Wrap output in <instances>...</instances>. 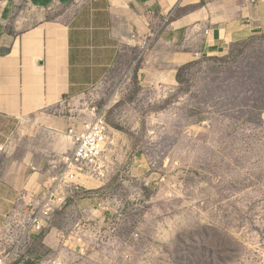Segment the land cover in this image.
<instances>
[{
	"label": "rangeland",
	"instance_id": "rangeland-1",
	"mask_svg": "<svg viewBox=\"0 0 264 264\" xmlns=\"http://www.w3.org/2000/svg\"><path fill=\"white\" fill-rule=\"evenodd\" d=\"M138 56L45 111L0 115V264H264V35L166 91L140 84ZM97 114L104 173L71 182L67 128ZM49 191L62 203L45 217Z\"/></svg>",
	"mask_w": 264,
	"mask_h": 264
},
{
	"label": "crops",
	"instance_id": "crops-1",
	"mask_svg": "<svg viewBox=\"0 0 264 264\" xmlns=\"http://www.w3.org/2000/svg\"><path fill=\"white\" fill-rule=\"evenodd\" d=\"M261 35L264 0H0V115L79 94L125 48L140 84L166 91L181 67Z\"/></svg>",
	"mask_w": 264,
	"mask_h": 264
},
{
	"label": "built area",
	"instance_id": "built-area-1",
	"mask_svg": "<svg viewBox=\"0 0 264 264\" xmlns=\"http://www.w3.org/2000/svg\"><path fill=\"white\" fill-rule=\"evenodd\" d=\"M73 146L70 156L66 158L67 171L63 178L74 182L77 175L83 179L99 180L104 173L102 154L112 143L110 140L109 126L101 115H93L80 127L70 126L66 131ZM50 192V191H49ZM46 195L42 211L48 217L52 206L62 203V198L52 192ZM40 227V224H37Z\"/></svg>",
	"mask_w": 264,
	"mask_h": 264
}]
</instances>
